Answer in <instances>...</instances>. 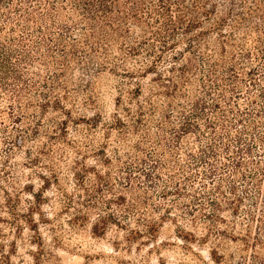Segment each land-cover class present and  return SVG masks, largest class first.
<instances>
[{
    "label": "trees",
    "instance_id": "1",
    "mask_svg": "<svg viewBox=\"0 0 264 264\" xmlns=\"http://www.w3.org/2000/svg\"><path fill=\"white\" fill-rule=\"evenodd\" d=\"M78 105L93 115L76 119ZM79 122L89 149L102 133L95 153L110 168L96 174L93 234L142 218L153 188L144 234L171 219L215 264H264V0H0V180L38 133L43 145L25 151L34 167Z\"/></svg>",
    "mask_w": 264,
    "mask_h": 264
},
{
    "label": "rangeland",
    "instance_id": "2",
    "mask_svg": "<svg viewBox=\"0 0 264 264\" xmlns=\"http://www.w3.org/2000/svg\"><path fill=\"white\" fill-rule=\"evenodd\" d=\"M114 84L107 75L97 82L101 111L106 115L115 109ZM93 113V109L78 105L75 118ZM84 125L81 122L77 127L70 125L64 143L54 152L44 153L39 167L28 164L25 151L30 146L34 150L43 145L46 139L41 133L23 149H17L6 163L9 174L6 181L0 180V264H215L209 247L184 242L171 219L158 223L155 237L143 233L145 220L157 223L160 201L153 188L147 190L151 196L143 220L130 218L125 220L126 229L110 225L103 235L93 234L92 226L100 212L94 197L96 174L105 175L110 168L103 165L104 156L95 153L103 142L102 133H91L94 142L89 149L83 139ZM7 151L0 143V167L6 162ZM77 172L84 176L83 182ZM142 189L129 195L128 200L139 196V192L145 196ZM39 191H43L42 200L36 206L32 192ZM108 196L111 195L105 192V198ZM32 207L34 213L30 217ZM121 208L114 205L118 213ZM30 219L36 228L28 223ZM131 230H140L141 234H133Z\"/></svg>",
    "mask_w": 264,
    "mask_h": 264
}]
</instances>
